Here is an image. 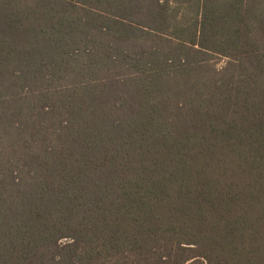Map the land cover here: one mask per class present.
<instances>
[{
	"label": "trees",
	"instance_id": "obj_1",
	"mask_svg": "<svg viewBox=\"0 0 264 264\" xmlns=\"http://www.w3.org/2000/svg\"><path fill=\"white\" fill-rule=\"evenodd\" d=\"M0 264H264V0H0Z\"/></svg>",
	"mask_w": 264,
	"mask_h": 264
},
{
	"label": "rangeland",
	"instance_id": "obj_2",
	"mask_svg": "<svg viewBox=\"0 0 264 264\" xmlns=\"http://www.w3.org/2000/svg\"><path fill=\"white\" fill-rule=\"evenodd\" d=\"M215 62L217 64V66L220 67V66L224 65L225 61L222 58H217V59H215Z\"/></svg>",
	"mask_w": 264,
	"mask_h": 264
}]
</instances>
